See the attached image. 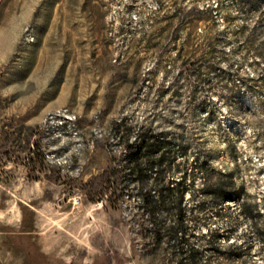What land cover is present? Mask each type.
Wrapping results in <instances>:
<instances>
[{
  "label": "rangeland",
  "instance_id": "rangeland-1",
  "mask_svg": "<svg viewBox=\"0 0 264 264\" xmlns=\"http://www.w3.org/2000/svg\"><path fill=\"white\" fill-rule=\"evenodd\" d=\"M222 174L191 262L136 193ZM0 264H264V0H0Z\"/></svg>",
  "mask_w": 264,
  "mask_h": 264
},
{
  "label": "trees",
  "instance_id": "trees-1",
  "mask_svg": "<svg viewBox=\"0 0 264 264\" xmlns=\"http://www.w3.org/2000/svg\"><path fill=\"white\" fill-rule=\"evenodd\" d=\"M152 147V144L145 142L144 136L138 135L137 143L128 146L130 149L126 154V164L130 165L132 169H135L137 166L139 167L141 165L140 160L143 153L152 155V153L155 152L152 151ZM161 161L162 159L159 160V163ZM147 167L151 170L153 169L154 164H149ZM194 168L196 169V172H202L203 163L194 166ZM145 170L147 169L145 168ZM191 171V176L194 177L196 173H194L193 170ZM221 176L222 177H218L214 183L203 182L202 187L197 188L196 191L199 193L200 197H203V199H192L193 202L191 203L190 208H186L183 202L184 193L187 191V187L183 186L182 180H179L174 185L173 181L167 182L166 184L159 183L155 186L154 192H152L150 187L141 186L136 193L139 197V207L142 209V214L146 215L149 223H152L157 230H160V228L159 224H157L158 222H156L157 219L155 216L159 211L173 216L174 222L166 228V231L169 237L178 238L175 245L180 246L182 249L186 247V250L188 247V250H191V262H194L195 258L198 256L199 245L195 242H191L190 244L187 238H185V235L187 234L186 229L188 228L185 222L186 213L191 214V220L195 221L198 212H202L208 206H211V202L205 200L207 197L212 200V204L214 202V206L217 207V211L215 212L217 213H219L221 209H229V206L223 207L226 201H233L236 206H239L240 204L238 202L241 199V194L235 187L233 177L229 174H222ZM197 196L198 195H194V191H191L192 198ZM191 228V230H193L195 226L193 225ZM210 244L211 243H209V245Z\"/></svg>",
  "mask_w": 264,
  "mask_h": 264
},
{
  "label": "built area",
  "instance_id": "built-area-1",
  "mask_svg": "<svg viewBox=\"0 0 264 264\" xmlns=\"http://www.w3.org/2000/svg\"><path fill=\"white\" fill-rule=\"evenodd\" d=\"M58 112H60V111H58ZM63 113H65V114H66V116H67L68 118H70V119L72 118V117H70V116L68 115V113H67V111H66V110H63V111H62V114H63Z\"/></svg>",
  "mask_w": 264,
  "mask_h": 264
},
{
  "label": "crops",
  "instance_id": "crops-1",
  "mask_svg": "<svg viewBox=\"0 0 264 264\" xmlns=\"http://www.w3.org/2000/svg\"><path fill=\"white\" fill-rule=\"evenodd\" d=\"M8 233V232H7ZM9 233H15V232H9Z\"/></svg>",
  "mask_w": 264,
  "mask_h": 264
}]
</instances>
